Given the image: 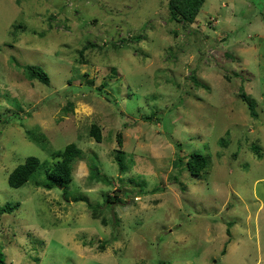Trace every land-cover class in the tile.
I'll list each match as a JSON object with an SVG mask.
<instances>
[{
	"label": "rangeland",
	"instance_id": "obj_1",
	"mask_svg": "<svg viewBox=\"0 0 264 264\" xmlns=\"http://www.w3.org/2000/svg\"><path fill=\"white\" fill-rule=\"evenodd\" d=\"M167 1L0 0V205L19 203L0 215L7 264H264V0H205L185 25ZM71 142L68 184L8 185Z\"/></svg>",
	"mask_w": 264,
	"mask_h": 264
},
{
	"label": "trees",
	"instance_id": "obj_2",
	"mask_svg": "<svg viewBox=\"0 0 264 264\" xmlns=\"http://www.w3.org/2000/svg\"><path fill=\"white\" fill-rule=\"evenodd\" d=\"M205 0H168L167 1V11L169 14V20L177 23H182L183 25L192 23L200 11ZM140 36H135L134 40H139ZM24 71L26 73L27 78L30 80H37L42 84H48L49 77L47 72L40 66L36 64H27L24 65ZM193 81L196 85L200 83L195 77H192ZM240 96L242 101L246 104L247 108L250 111L252 117H256L257 114L254 111V101L249 98V96L243 90V87L240 86ZM90 136L94 138L96 141H101V132L97 125L93 124L90 127L89 131ZM28 137L33 141L38 143L40 141V136L35 135L31 131H27ZM118 144L121 145V137L118 134ZM250 148L254 153L260 157V150L258 145L251 144ZM82 155V150L76 146L75 143L71 142L64 146L63 149H58L52 151L50 153V158L53 159V164L48 165V160H41L37 156L30 155L27 156L23 163L18 164L7 177V182L10 187L17 188L29 180L36 177L41 171L44 173V182L43 186L47 189H52L56 186H63L68 184L71 181V170H72V162ZM124 150L120 147L115 150L114 159L118 165V168L121 172L125 170L124 164ZM176 164H180L182 161L181 156L176 157ZM187 170L195 176H202L204 172H206L208 166L207 157L202 154L200 151H190L186 157L185 161ZM90 178H95L96 180L108 182L109 180L100 175L98 170L90 171ZM125 195V194H124ZM108 200L114 198L119 202L121 199L114 195L111 197L107 196ZM107 200V201H108ZM19 203L15 205L4 204L0 205V215L3 213H9L15 208ZM92 207V206H91ZM92 217L94 219H98V213L96 212V207H92ZM101 221L105 223V219L101 218ZM229 226L231 223L228 224ZM229 228V227H228ZM227 228L226 232L230 233ZM229 235V234H227ZM224 252V251H222ZM0 264H7L5 254L0 249Z\"/></svg>",
	"mask_w": 264,
	"mask_h": 264
}]
</instances>
